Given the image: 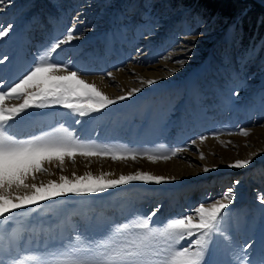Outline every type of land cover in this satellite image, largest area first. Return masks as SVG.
<instances>
[{
  "label": "snow or ice",
  "instance_id": "6c2138e0",
  "mask_svg": "<svg viewBox=\"0 0 264 264\" xmlns=\"http://www.w3.org/2000/svg\"><path fill=\"white\" fill-rule=\"evenodd\" d=\"M4 2L0 0V4ZM13 30L12 24L0 23V39L9 38ZM74 30L75 25L63 38L36 53H0V65L18 60L27 64L14 79L6 80L0 75V264H264V237L259 243L261 254L257 256L252 239L241 244L225 227V212L236 199L238 179L218 197L209 194L208 203H199L188 214L162 220L155 219L159 206L147 213L130 212L120 219L98 216L83 221H73L59 213L45 219L30 211L33 206L39 208L58 197L105 193L135 181L159 185L177 179L143 170L118 176L104 171L63 174L68 164L75 166L77 157L89 164L94 158L112 162H138L143 158L157 163L167 162L184 151L180 147L160 151L100 144L82 139L64 124L38 134L22 135L15 130L18 118L21 114L27 115L29 110L61 106L75 114L78 119L74 122L79 124L84 117L100 114L139 93L144 86L156 83L155 79L140 77V87L110 97L94 82L82 78L86 68L70 59H56L62 45L78 39ZM180 50L188 51L182 45ZM161 57L172 59L171 54H161ZM176 62L181 66L185 63L181 59ZM106 75L115 80L112 72ZM231 95L238 98L239 92L233 91ZM238 131L246 137L251 129L245 127ZM212 135L218 138L221 133ZM198 139L204 142L208 137L201 135ZM196 143L191 140L192 145ZM257 154L236 159L228 167L243 169ZM200 158H205L203 152ZM53 167L61 174L45 180V175H56ZM211 170L207 166L203 168L205 173ZM258 200L264 205V195H258ZM22 209L25 211H17ZM222 250L228 253L226 261L217 258Z\"/></svg>",
  "mask_w": 264,
  "mask_h": 264
},
{
  "label": "rangeland",
  "instance_id": "374dc122",
  "mask_svg": "<svg viewBox=\"0 0 264 264\" xmlns=\"http://www.w3.org/2000/svg\"><path fill=\"white\" fill-rule=\"evenodd\" d=\"M28 1L33 3L35 0ZM37 1L43 2L45 0ZM49 1L53 3L54 8L56 7L55 12H57L55 14L57 16H61L66 12L71 13L70 3H81L78 7L83 6V2L87 3V9H95V13L91 14V17L94 16L93 19H99L103 24L108 21V25L104 28L106 30V40L109 36H112L114 41L116 27L124 30L128 27L127 34H129V37L132 30L139 29L141 26L145 29L141 33L142 35H137L141 46H136L130 55L132 56L130 60H126L120 66L124 68V71L129 70L128 72L131 73L130 80L133 83L128 85L126 90L122 91L120 95H123L133 87H140V77L155 79L156 83L154 85L156 87L146 85L139 93L135 94L139 95V97L133 96L123 100V102L119 101L121 104H125L121 106V108L123 107L122 109L120 108L121 110L119 109V115L121 114L120 117L123 116L122 111L128 107L132 109L138 99L139 101L144 100V103L148 101L147 105L150 108L146 118L141 120L142 113L140 111L133 112L134 118L139 119V122L142 121L143 123V126L138 125L139 129L141 127L145 128V126L152 130L156 129L157 122L155 120L157 119L153 115L155 108L153 99L157 101L156 105H159L157 106V112L164 116L167 115L164 117L165 119L162 118L164 119L163 121H159L162 124L165 141L143 147L136 145V149L166 151L170 147H180L186 151L188 148L186 144L192 146L191 140H196V144L199 145L203 143L198 137L204 135L208 138L216 139L219 144L223 141L222 144L225 148H232V151H236L237 144L231 143L229 145L228 141L232 142V138L235 136L238 137L236 139L233 138V141L245 137L240 134L238 129L264 126V0H240L239 4L242 6L239 5L235 8L234 16H227L224 19H221L214 12L207 11L196 0ZM233 3L236 6L238 0H233ZM2 5L3 10H5L4 4ZM11 10L14 12L16 8H11ZM6 11L10 10L6 9L3 13L4 15L0 16L1 18L7 16ZM87 11L85 10V12ZM39 12H41L40 9H37V13ZM16 19L17 21H22L21 15H18ZM79 34L80 32L75 29L74 36L78 37ZM83 37L85 36L81 38ZM87 37L89 36L87 35ZM102 37L97 38V41L105 39L104 35ZM181 45L188 51H181ZM12 49L14 53L16 49L11 47ZM5 53L10 54L7 51ZM161 54H171L172 59H163ZM177 59L185 61L183 66L176 62ZM153 64L160 66V73L154 78L146 77L134 69H129L134 67V65L152 67ZM168 69L177 70L170 72ZM233 91L239 92L238 98L232 97L231 93ZM225 97L227 98L225 99ZM200 100H211L215 106H213L214 111L223 106L225 113L218 118V122L214 127L208 130H199L194 136H191L187 134L188 131L184 130L189 124L181 126L178 119L181 111L186 114L189 113L190 107ZM60 108L62 107L54 106L48 109H36L37 112L35 113L36 115L48 113ZM129 108L128 110H130ZM162 111L164 112L162 113ZM130 117L132 118L131 114ZM150 117L152 118L150 119ZM254 118H256V123H253L255 122L252 120ZM191 122L195 121L192 120ZM184 132L188 136L186 135L185 139H180V135ZM215 132H219L221 135L218 138L213 137L212 133ZM246 137L252 138L253 134ZM254 143L253 141L252 144L250 142L248 147H255ZM123 146L127 145L123 144ZM262 149H264V146ZM262 149L255 151L258 154L252 158L253 162L243 169L228 167L227 161H219L217 165L203 164L202 173L194 177L187 187L182 185L178 188L175 183L168 181L159 185L135 181L128 185L118 186L116 189H110L105 193H98L96 198L100 194H103L105 199H108L114 193L128 192L134 193L138 197L143 196L142 199L152 198L151 200L161 205L166 200L169 201V199H172V201L174 199L177 200L181 197V192L185 194L186 198L193 197L199 192V187H203L202 189L205 192L202 193L201 200L195 205L197 206L199 203H208L206 197L209 194L213 198L218 197L227 187L232 186L234 180L238 179L240 184L235 186L236 199L233 202L235 206H229V209L225 212V217L231 220L233 226L235 223L233 215L244 216L247 226L255 224L256 230L254 233H256L257 229L262 225L261 210L256 204L253 205L244 199V196L251 193V197L257 202L258 195H264V157L260 153ZM252 153L254 151H251L246 157L249 158ZM204 157H206L205 154ZM213 157L222 159V156L217 153H214ZM236 159H241V157L237 156L233 160ZM205 166L212 170L205 173L203 171ZM136 171L137 168H133L130 173ZM192 191L195 192L193 193ZM69 196L72 205H74L78 197L75 195ZM187 205V202L183 203V208H193ZM179 216H182V214L177 215V217ZM262 237H264V234H261L260 240ZM259 243L256 245V253L262 251Z\"/></svg>",
  "mask_w": 264,
  "mask_h": 264
},
{
  "label": "bare ground",
  "instance_id": "6f19581e",
  "mask_svg": "<svg viewBox=\"0 0 264 264\" xmlns=\"http://www.w3.org/2000/svg\"><path fill=\"white\" fill-rule=\"evenodd\" d=\"M83 3L81 7H78L81 3H73L74 5L70 3L69 7L72 12H66L61 16H57L55 14L57 12H55L56 7L54 8L53 3L49 0L43 2L35 0L33 3L28 0H12L10 4L5 0L2 4H4L5 10L7 9L10 11H6L7 16L0 17V23H3L5 26L12 24L15 30H13L9 38L0 39V53H5L6 51L12 55L36 53L47 45L55 42L57 39L63 38L69 27L75 25L76 31L78 30V32H80L78 39L71 42L69 45H62L61 49L57 51L56 59L61 61L70 59L81 68H86L87 72L82 75V78L90 83L94 82L100 90L104 91L110 97H115L126 90L128 85L133 84L130 80L131 73L128 72L129 70L124 71V68L120 66L126 60H130V57H132L130 55L132 51L135 50L134 48H136V46H141V42L138 41L137 35H142L141 33L145 29L141 26L139 29L132 30V32H130V38L129 34H127L128 27H126L125 30L116 27L114 41L112 40V36H109L106 40V30L104 28L108 25V21L103 24L99 19H93L94 16L91 17V14L95 13V9H87V3ZM2 4H0V8L3 6ZM11 8H16V10L13 12ZM37 9H40L41 12L37 13ZM5 10L0 11V16ZM85 10L88 11L85 12ZM18 15H21L22 21H17L16 17H18ZM87 35L89 37H87ZM103 35L105 39L97 41V38H103ZM82 36L85 37L81 38ZM11 47L16 49L14 53ZM28 58L30 59V55ZM144 66L134 65V67H130L129 69H134L142 73V75L151 78L156 77V75L160 73L159 65L153 64L152 67ZM26 67L27 64L19 60L13 64L5 62L4 65H0V75H3L6 80H11L20 72L24 71ZM71 70L78 69L73 68ZM107 72H112L115 80L107 77ZM117 80L118 82H116ZM152 85L156 87V85ZM134 96L139 97V95ZM226 98L227 97H225V99ZM153 100L155 104L153 115L155 119H157L155 120L157 122L156 129L154 128L153 130L146 126L145 128L141 127V129H139L138 125H142L143 123L142 121L139 122V119L137 120L134 118L133 112L136 111L142 113L140 120L146 118V114L150 109L147 105L148 101L144 103V100L139 101V99L136 105L133 103L135 106L132 107V109L129 107L130 110H128V108L124 109L122 111L123 116L121 117V114L119 115V109L125 104L117 102L100 114H92L89 117H84L79 124L74 122L78 117L63 108L48 113H39L37 115L35 113L37 112L36 109L29 110L27 115L21 114V117L18 118L15 130L22 135L38 134L40 131H48L60 124H64L66 127L73 129L82 139L94 140L100 144H126L129 148H135L136 145L141 147L153 145L165 141V134L161 127L162 124H160L159 121H163L165 119L164 117L167 115L164 116L157 112V106L159 105H156L157 101L155 99ZM195 103L196 104L190 107L189 113L186 114L181 111L178 119L181 126L189 124L184 130H186V132L188 131L187 134L191 136H194L199 130H208L214 127L218 122V118L225 113L223 106L214 111L215 106L211 100H200ZM163 112L164 111H162V113ZM213 114L215 115L212 116ZM151 118L152 117H150V119ZM256 118L252 120L255 121ZM192 120L195 122L192 123ZM253 123H256V121ZM251 130L250 134H253L252 138L241 137L239 140L235 141H233V138L236 139L238 136L232 138V143L237 144L236 151H232V148H225L222 143L219 144L214 138H208L203 143H200V145L196 144L191 146L186 144V147H188L186 151H183L179 156L167 162L151 163L143 158L139 159L138 162H112L110 159L97 160L94 158L93 162L89 164L83 158L77 157L75 166L68 164L67 170L63 174L71 175L73 171L78 175H82L85 171L98 174L100 171H104L114 172L116 176H118L121 173L125 175L130 174L133 168H137V170L151 172L156 175L175 176L177 177L176 180H169L168 182L175 183L178 188L182 185L187 187L194 177L202 173L203 164L217 165L219 161H227L229 165L235 161L233 159L237 156L241 157V159H246V155L251 151L255 153V151L257 152L262 149L264 146V126L252 127ZM187 134L184 132L180 135V139H185ZM252 141L255 142V147H248L250 142L252 144ZM199 152H203L206 157L201 159L199 157ZM213 152L221 155L222 159H219L220 157H213ZM260 153L262 157H264V149H262ZM53 171L56 175H45L43 178L45 180L55 179L61 174L55 167H53ZM202 188L199 187L201 190L198 189L199 192L193 197L186 198L185 194L181 192V197L177 200L174 199L172 201V199H169V201L166 200V202L161 205L151 200L152 198L142 199L143 196L138 197L134 193L117 192L112 194L108 199H105L103 194H100L98 198H96V194L77 196L78 200L74 205H72L70 201V196L58 197L55 201L44 202L39 208L33 206L30 211L34 215H38L45 219L59 213L61 217H70L73 221H83L90 218L95 219L98 216L120 219L130 212L143 211L147 213L159 206L160 211L157 213L155 219L162 220L170 216H177L178 214H188L190 207H187V209L183 208V203L187 202V206L194 207L201 200L203 196L202 193L205 192ZM251 195V193L246 194L244 199L248 200V202L253 205L256 204L260 208L262 214V225L257 229V232L254 233L256 230L255 224L247 226V224H245L246 218L238 214L233 215L235 222L233 226L231 220L225 217V227L235 235L237 241L241 244L248 239H252L256 246L257 243L261 241V234H264V205H262L259 200L256 202ZM17 211L24 212L25 210L22 209ZM260 254L261 251L256 253L257 256ZM217 258L221 261H226L228 259V253L222 250Z\"/></svg>",
  "mask_w": 264,
  "mask_h": 264
},
{
  "label": "trees",
  "instance_id": "16d2710c",
  "mask_svg": "<svg viewBox=\"0 0 264 264\" xmlns=\"http://www.w3.org/2000/svg\"><path fill=\"white\" fill-rule=\"evenodd\" d=\"M195 1V0H193ZM199 4H201L207 11L214 12L218 14L221 19L225 17H233L235 13V8L241 5L240 0H238V4L236 6L233 3V0H196ZM236 3V2H235ZM242 6V5H241Z\"/></svg>",
  "mask_w": 264,
  "mask_h": 264
}]
</instances>
